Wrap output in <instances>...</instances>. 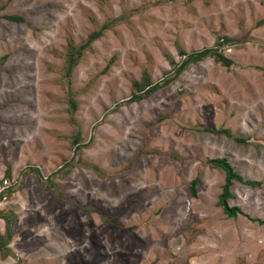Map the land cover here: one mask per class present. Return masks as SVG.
<instances>
[{
  "label": "rangeland",
  "instance_id": "374dc122",
  "mask_svg": "<svg viewBox=\"0 0 264 264\" xmlns=\"http://www.w3.org/2000/svg\"><path fill=\"white\" fill-rule=\"evenodd\" d=\"M109 17L123 20L92 42L68 85L56 53ZM223 36L231 67L208 56L129 102L145 73L174 76L180 48ZM4 55L0 181L12 190L0 212L13 226L0 264H264V0H0ZM221 128L248 144L209 130ZM219 157L259 182H233L236 218L218 203L225 172L209 159Z\"/></svg>",
  "mask_w": 264,
  "mask_h": 264
},
{
  "label": "trees",
  "instance_id": "16d2710c",
  "mask_svg": "<svg viewBox=\"0 0 264 264\" xmlns=\"http://www.w3.org/2000/svg\"><path fill=\"white\" fill-rule=\"evenodd\" d=\"M101 2H102V0H101ZM134 12H136L135 8L133 10H130V12L128 14H126V16H131ZM4 17L7 19H10L11 21H15V22H24L25 21V19L22 16L17 15V14L4 15ZM121 20H123L122 17H116V18L109 17V19L105 23H103L101 26H99L93 32H91L88 35L86 40L80 42L79 44H74L72 42V40H69L65 51L62 53H56L58 56H60L64 59V70H63L62 74L65 78H68V83H67L68 85L70 83L73 70L81 61V59L84 55V52L87 49L91 48L92 42L97 40L98 38H100L107 29H111L115 24H117L118 22H121ZM230 41H232V39L227 37V36L219 37V39L217 41V43H218L217 47H215V48L214 47L204 48L201 51L193 52L190 54L186 53V51L184 49L180 48L179 53L181 54V57H183L184 59H182V62L180 63V65L178 64L175 66L174 76L164 78L165 80L162 82L152 83L150 81L148 75L145 73L143 75V79L141 81H137L136 83H134L133 94H132L131 98L128 99L129 102L140 101V100L150 96L156 90H158L162 86L168 84L176 76H178L180 73H182L183 70H185V68L189 64L201 61L208 56L214 57L217 62L221 63L222 65H224L226 67H231L232 59L227 57L224 54V52L220 49V47L225 46ZM6 59H7V55H4L0 61V68H1V64L3 62H5ZM69 94L71 96L69 98V102H70V105L72 108L71 112H72V114H74L76 107H77V103H76V100L74 98L73 91L70 90ZM75 121L76 120L74 118H72L71 122H73L76 126ZM209 130H211V132H215L216 134H223L227 138L232 139L233 141H235L239 144H245V145L248 144V140H249L248 138L239 137V136L235 135V133L234 134L231 133L228 128H221V129H217V130L209 129ZM72 144L75 147V150L77 152L80 151L84 146H86V144L85 145L82 144V137H81V134L79 131H77V133H75L72 136ZM209 162L212 165L223 169L225 172V183L223 184L222 192L219 196L218 203L223 208L224 212L227 214L228 217H235L236 218L239 214H242L243 212L238 206H231L229 204V198L232 196L231 187L233 185V182L239 181V182L247 183V184L252 185V186L259 184V182L254 181V180L244 179L242 177V175L239 174L234 169V167L231 165V163L229 162V160L226 157L212 158V159H209ZM71 167H72V165H71ZM61 168H59V169H61ZM33 170L37 172V175L39 176L38 178L42 182L43 178H42V175L40 174L39 169L35 168ZM64 170H66V168ZM27 173L28 172L25 171L23 173V177H25L27 175ZM59 175H60L59 171L52 173V175L49 177V179L45 182V187L50 188V186H54L55 185L54 178L59 176ZM23 180H24V178L22 179V181ZM197 182H198L197 179H193V181L191 182V190L194 194H195V187H196ZM11 190L12 189L8 190L5 195H9ZM5 195H4V193L3 194L1 193L0 198H4ZM0 217H3L6 221L5 232L0 231V253L3 256H8V255H11V253H12V250L9 247V244L12 240V234H11L12 233V226H13L12 225V219L8 218V217L6 218V215L3 212H0ZM257 221L262 222L259 219H257Z\"/></svg>",
  "mask_w": 264,
  "mask_h": 264
},
{
  "label": "built area",
  "instance_id": "2783aa9c",
  "mask_svg": "<svg viewBox=\"0 0 264 264\" xmlns=\"http://www.w3.org/2000/svg\"><path fill=\"white\" fill-rule=\"evenodd\" d=\"M10 182L8 179L6 178H3L1 181H0V194L3 193L5 190H7L9 187H10Z\"/></svg>",
  "mask_w": 264,
  "mask_h": 264
}]
</instances>
